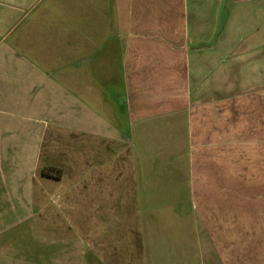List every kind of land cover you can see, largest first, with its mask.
<instances>
[{"label": "crops", "instance_id": "obj_1", "mask_svg": "<svg viewBox=\"0 0 264 264\" xmlns=\"http://www.w3.org/2000/svg\"><path fill=\"white\" fill-rule=\"evenodd\" d=\"M0 264H264V0H0Z\"/></svg>", "mask_w": 264, "mask_h": 264}, {"label": "trees", "instance_id": "obj_2", "mask_svg": "<svg viewBox=\"0 0 264 264\" xmlns=\"http://www.w3.org/2000/svg\"><path fill=\"white\" fill-rule=\"evenodd\" d=\"M42 174L45 176L58 178L60 176V171L53 168H44Z\"/></svg>", "mask_w": 264, "mask_h": 264}, {"label": "rangeland", "instance_id": "obj_3", "mask_svg": "<svg viewBox=\"0 0 264 264\" xmlns=\"http://www.w3.org/2000/svg\"><path fill=\"white\" fill-rule=\"evenodd\" d=\"M163 187H160V189H162Z\"/></svg>", "mask_w": 264, "mask_h": 264}]
</instances>
